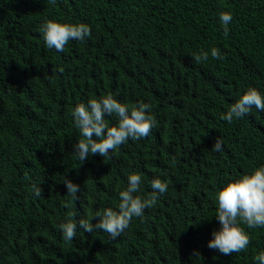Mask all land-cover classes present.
<instances>
[{
    "label": "trees",
    "instance_id": "16d2710c",
    "mask_svg": "<svg viewBox=\"0 0 264 264\" xmlns=\"http://www.w3.org/2000/svg\"><path fill=\"white\" fill-rule=\"evenodd\" d=\"M222 11L233 16L227 38ZM46 20L86 23L91 35L57 52L40 32ZM213 47L225 59L211 58ZM201 49L209 58L197 63ZM248 87L264 96V0H0V264H258L262 227L240 225L250 237L240 253L207 247L220 228L216 193L264 166V112L221 119ZM109 93L150 104L156 124L110 158L81 161L71 112ZM132 173L138 195L155 178L168 191L117 240L79 228L62 239L69 213L118 210ZM65 178L80 186L76 199Z\"/></svg>",
    "mask_w": 264,
    "mask_h": 264
},
{
    "label": "clouds",
    "instance_id": "9594fccd",
    "mask_svg": "<svg viewBox=\"0 0 264 264\" xmlns=\"http://www.w3.org/2000/svg\"><path fill=\"white\" fill-rule=\"evenodd\" d=\"M49 3L55 4L56 0H49ZM218 18L227 38L233 16L230 12L222 11ZM40 32L49 49L63 52L70 40L82 42L89 37L91 28L86 23H58L46 20L41 25ZM210 55L215 60L225 59L216 47L211 48ZM192 58L197 63L207 61L209 52L201 49L198 54H193ZM253 107L264 112V96L256 88L248 87L221 119L232 123L234 118H244ZM151 109L152 106L143 101L131 105L121 103L111 93L92 98L87 104H77L71 112L75 127L80 130L81 136L73 145L75 154L81 161L97 154L110 158V155L128 140L146 138L156 124ZM112 116L118 118L115 126H110L109 120L106 119ZM222 147L223 140L218 137L212 150L221 151ZM127 180V187L118 191V210L105 208L95 212L94 216H87L78 221L74 220L73 213H69L66 221L58 225L62 239L73 240L79 228L87 233L102 230L107 232L112 240H117L134 217H142L144 210L153 207L159 196L168 191L167 183L155 178L151 182L152 191L144 198L137 194L141 190V175L129 174ZM63 183L67 194L76 199L80 186L67 178ZM31 191L36 197H40L43 189L33 183ZM216 200L218 207L215 217L220 228L212 232L213 239L208 242L207 247L223 255L245 251L250 244V237L240 225H247L249 229L264 228V166L253 169L250 175H242L239 179L227 183L216 193ZM94 218L98 219L95 224L92 223ZM254 259L258 264H264V251H260Z\"/></svg>",
    "mask_w": 264,
    "mask_h": 264
}]
</instances>
